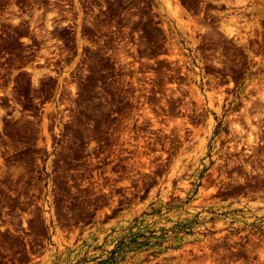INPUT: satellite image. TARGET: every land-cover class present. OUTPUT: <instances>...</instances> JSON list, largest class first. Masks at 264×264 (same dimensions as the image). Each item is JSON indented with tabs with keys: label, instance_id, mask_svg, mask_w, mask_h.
Returning a JSON list of instances; mask_svg holds the SVG:
<instances>
[{
	"label": "rangeland",
	"instance_id": "374dc122",
	"mask_svg": "<svg viewBox=\"0 0 264 264\" xmlns=\"http://www.w3.org/2000/svg\"><path fill=\"white\" fill-rule=\"evenodd\" d=\"M177 1L0 0V264H264V99Z\"/></svg>",
	"mask_w": 264,
	"mask_h": 264
},
{
	"label": "flooded vegetation",
	"instance_id": "af4514ba",
	"mask_svg": "<svg viewBox=\"0 0 264 264\" xmlns=\"http://www.w3.org/2000/svg\"><path fill=\"white\" fill-rule=\"evenodd\" d=\"M246 4L218 0L187 10L185 30L195 37L194 61L208 71L210 91L224 96L229 110L241 111L251 99L264 98L259 88L264 79V11L249 14Z\"/></svg>",
	"mask_w": 264,
	"mask_h": 264
},
{
	"label": "bare ground",
	"instance_id": "6f19581e",
	"mask_svg": "<svg viewBox=\"0 0 264 264\" xmlns=\"http://www.w3.org/2000/svg\"><path fill=\"white\" fill-rule=\"evenodd\" d=\"M175 2H176L177 5H176V9H175L174 13H172V15H176V14H177V11L181 9V6L179 5L178 1L175 0ZM166 6H168V8H170V7H169V6H170V5H169V2H168V4L166 3ZM174 18H175V17H174ZM228 29H229V28H228ZM223 30H224V29H223ZM226 30H227V29H226ZM223 32H224V31H223ZM227 33H228V34H229V33L231 34V30H230V29L227 30ZM168 58H169V57H168ZM170 59H171V57H170ZM260 96H261V95H260ZM262 98H263V97H262ZM263 99H264V98H263ZM209 121L211 122V120H209ZM178 125H179V123H178ZM186 125H187V124H186ZM237 127H238V126H237ZM239 128H240V127H238V129H239ZM236 129H237V128H236ZM238 129H237V130H238ZM237 130H236V131H237ZM237 132H239V131H237ZM239 134H240V132H239ZM248 142L251 143L250 140H249ZM214 190H215V189H214Z\"/></svg>",
	"mask_w": 264,
	"mask_h": 264
}]
</instances>
